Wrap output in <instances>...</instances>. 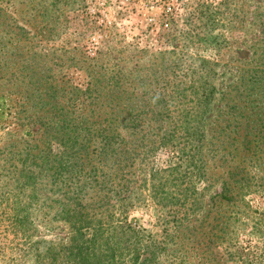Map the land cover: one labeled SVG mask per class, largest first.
Segmentation results:
<instances>
[{"label":"rangeland","instance_id":"rangeland-1","mask_svg":"<svg viewBox=\"0 0 264 264\" xmlns=\"http://www.w3.org/2000/svg\"><path fill=\"white\" fill-rule=\"evenodd\" d=\"M263 48L264 0H0V264H264ZM114 82L151 140L67 172L44 104L105 126ZM154 105L202 112L199 153Z\"/></svg>","mask_w":264,"mask_h":264},{"label":"trees","instance_id":"trees-1","mask_svg":"<svg viewBox=\"0 0 264 264\" xmlns=\"http://www.w3.org/2000/svg\"><path fill=\"white\" fill-rule=\"evenodd\" d=\"M259 61L260 63L257 65L256 71L254 72L255 74L253 75V79L255 78L253 83L256 85L254 88L250 87L249 90L259 93L261 97H264V60L259 59ZM200 79V76H196V74L190 77L189 88H191L192 91L190 95L195 99L194 101L192 100L193 103L198 100L201 103L203 99L206 100L208 98L206 91L201 93L202 89L199 84L201 81L196 84V80ZM256 93H252L250 96H256ZM68 94L69 93H64L60 101H57L55 96H53V103L46 102L43 106L48 109L45 113H51L52 110L58 112V114L55 115L56 120L54 123H51L52 125L49 130L54 131L56 134L55 138L58 150L56 155H58V157H55V159H61V167L67 169V172L74 169L80 161H82L79 164L80 170H82V167L85 165L83 161L89 162L90 160L87 158L95 154L98 158L107 161L115 158V162L112 163L111 168H114L115 171H119L121 168H119L118 165L121 159L123 160V157L124 160L130 161L131 158L137 155V151L133 149L132 144L136 145L137 142L141 141L142 146L144 141L151 140L149 139L148 132L146 134L143 133L141 125V120H143L141 114L143 115L142 112H144L143 110H145V108L136 109L132 107V105L127 108L126 105H123V92L120 93L116 82L111 86V90L108 94L111 107L108 115L109 120L105 126H102V122L100 121L91 122L90 120L93 118L92 115H88V117L81 116L79 112L82 111L83 108H81L80 105L85 103V99L80 103V98L78 96ZM136 94H138V92H136ZM129 98L136 101L137 95L131 94ZM257 100L258 99L255 98L252 102H257ZM159 102L160 101L157 102V105H159ZM174 113L175 115L172 117L173 112L171 110L156 105H154L151 110H148L147 114L156 117V121L161 124V127L157 125L160 129V136L155 142L160 146H166L175 140H181L182 143L178 142L179 153H187V147L189 145H194L191 150L199 153V143L202 134L200 125L202 112L193 109L190 112L176 109ZM181 119L185 124H180L182 130L177 134L178 130H180V128L178 129V121ZM51 121L53 122V120ZM104 122H106V120ZM191 122H195V124H192L191 129H189L187 126ZM167 123L173 126L172 128L174 131L172 128L168 129V126H165ZM125 136L133 138L130 142L132 149H130L131 151L129 152L123 143V138ZM60 147L61 150H59ZM70 159L74 162L72 165L68 163ZM124 167L126 168V166ZM96 170V167H91L86 173L88 175ZM71 176L79 178L82 175L80 174L79 177H77L71 174Z\"/></svg>","mask_w":264,"mask_h":264}]
</instances>
